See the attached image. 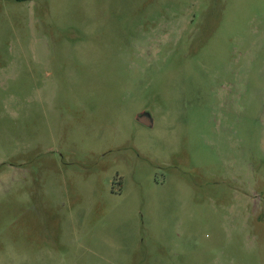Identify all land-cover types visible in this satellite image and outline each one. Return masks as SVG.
<instances>
[{
    "label": "rangeland",
    "instance_id": "rangeland-1",
    "mask_svg": "<svg viewBox=\"0 0 264 264\" xmlns=\"http://www.w3.org/2000/svg\"><path fill=\"white\" fill-rule=\"evenodd\" d=\"M0 264H264V0H0Z\"/></svg>",
    "mask_w": 264,
    "mask_h": 264
},
{
    "label": "crops",
    "instance_id": "crops-1",
    "mask_svg": "<svg viewBox=\"0 0 264 264\" xmlns=\"http://www.w3.org/2000/svg\"><path fill=\"white\" fill-rule=\"evenodd\" d=\"M136 120L145 126H152V120L147 111L141 112L136 116Z\"/></svg>",
    "mask_w": 264,
    "mask_h": 264
},
{
    "label": "trees",
    "instance_id": "trees-1",
    "mask_svg": "<svg viewBox=\"0 0 264 264\" xmlns=\"http://www.w3.org/2000/svg\"><path fill=\"white\" fill-rule=\"evenodd\" d=\"M18 2H23V1H32V0H17Z\"/></svg>",
    "mask_w": 264,
    "mask_h": 264
}]
</instances>
